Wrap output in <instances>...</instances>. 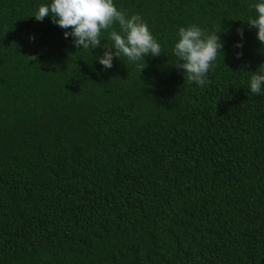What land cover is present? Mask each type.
I'll return each instance as SVG.
<instances>
[{"label":"trees","instance_id":"trees-1","mask_svg":"<svg viewBox=\"0 0 264 264\" xmlns=\"http://www.w3.org/2000/svg\"><path fill=\"white\" fill-rule=\"evenodd\" d=\"M46 2L0 0V264H264L254 0H114L162 53L108 69ZM191 24L224 41L204 86L172 65Z\"/></svg>","mask_w":264,"mask_h":264},{"label":"clouds","instance_id":"clouds-1","mask_svg":"<svg viewBox=\"0 0 264 264\" xmlns=\"http://www.w3.org/2000/svg\"><path fill=\"white\" fill-rule=\"evenodd\" d=\"M250 8L253 15L245 21L250 29H255L256 39L264 46V0H254ZM31 16L37 21L50 17L65 30V39L71 38L77 49L101 47L102 55L94 59L104 69L112 67L114 57L137 63L141 59L145 61L146 56L157 57L162 53L161 44L147 22L138 14L126 15L114 0H47ZM219 32H206L196 24L179 27L172 47L175 58L172 65L181 71L184 82L198 86L207 83V76L216 68L218 58L224 56V41ZM105 33L109 41L107 46L101 44ZM238 33L242 38L243 33L239 30ZM235 47L240 49L243 45L238 41ZM240 55L242 52L237 53ZM250 73L248 90L253 95L264 94V63Z\"/></svg>","mask_w":264,"mask_h":264}]
</instances>
